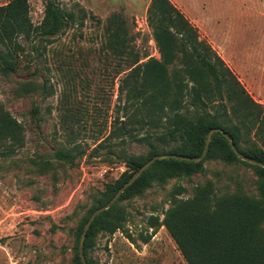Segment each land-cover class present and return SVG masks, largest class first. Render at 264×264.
Instances as JSON below:
<instances>
[{"label": "rangeland", "instance_id": "rangeland-1", "mask_svg": "<svg viewBox=\"0 0 264 264\" xmlns=\"http://www.w3.org/2000/svg\"><path fill=\"white\" fill-rule=\"evenodd\" d=\"M58 1L71 15L67 28L33 43L21 37L16 70L5 73L0 63V105L24 129L15 151L0 153V264H74L77 229L100 192L126 170L121 154L148 150L133 139L102 142L115 118L126 120L133 109L119 90L130 69L104 47L107 19L118 14L125 20L133 46L148 55L142 62L160 59L147 21L151 0ZM172 1L264 104V0ZM30 4L38 25L45 0ZM8 145L0 143V152ZM59 151L73 158L61 159ZM205 167L204 174L171 179L121 200L128 213L124 229L97 235L90 264H189L164 226L148 242L142 238L152 232L151 214L164 218L172 188L183 185L189 197L195 186L211 181L218 195L238 187L256 193L257 175L246 164L217 159Z\"/></svg>", "mask_w": 264, "mask_h": 264}, {"label": "trees", "instance_id": "trees-1", "mask_svg": "<svg viewBox=\"0 0 264 264\" xmlns=\"http://www.w3.org/2000/svg\"><path fill=\"white\" fill-rule=\"evenodd\" d=\"M43 21L31 19L30 0H11L0 5V63L2 71L17 69L23 51L20 38L48 40L62 33L71 15L58 0H45ZM147 21L152 30L160 59L147 58L133 46L135 36L118 14L107 19L105 48L124 59L130 69L119 85L130 103L126 120L115 118L110 138L139 141L148 146L146 154H121L126 170L100 192L96 205L81 220L76 236L92 212L107 203L120 187L150 158L161 153L187 156L202 154L208 132L223 128L244 154L264 162V104L246 90L222 56L205 39L198 28L172 0H151ZM144 55V56H143ZM181 63L176 65V63ZM22 124L0 105V143L8 142L13 153L23 140ZM61 159H72L70 152L56 153ZM220 159L227 164L240 161L254 169L256 193L238 187L232 193L218 195L214 184L197 185L193 194L184 197L186 187L176 184L170 191V206L164 218L151 214L152 232L142 235L148 242L164 226L189 264H264V167L240 159L221 132L213 134L206 157L200 162L174 158L155 161L120 199L100 213L89 229L84 253L95 247L99 233L113 235L124 229L128 219L123 199L133 198L158 184L206 172L205 161ZM128 237L131 234L127 233ZM79 243L74 264H82Z\"/></svg>", "mask_w": 264, "mask_h": 264}, {"label": "water", "instance_id": "water-1", "mask_svg": "<svg viewBox=\"0 0 264 264\" xmlns=\"http://www.w3.org/2000/svg\"><path fill=\"white\" fill-rule=\"evenodd\" d=\"M216 132H221L226 137V139L230 143L231 147L233 148V150L235 151V153L237 154V156L240 159H242L246 162L252 163L254 165L264 167L263 161L254 159V158L244 154L243 152H241L238 149L237 145L235 144L234 139L230 136V134L228 132H226L223 128H220V127H214V128L209 130L204 150H203L202 154L199 156H187V155H182V154H177V153H161V154H157V155L153 156L152 158H150L146 163H144L136 172H134L129 177V179L120 187V189L116 192V194L107 203L96 208L92 212V214L90 215L89 219L86 221V223L83 227V230L81 232L80 239H79V245H78L79 255H80L82 264H88L86 255L84 253L85 239H86L87 233H88L89 229L91 228L93 222L95 221L96 217L100 213L109 209L113 204H115L120 199V197L122 196L124 191L130 185H132L155 161L160 160V159H165V158H174V159L184 160V161H188V162H200V161H202L208 153L213 134Z\"/></svg>", "mask_w": 264, "mask_h": 264}]
</instances>
